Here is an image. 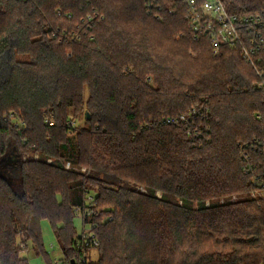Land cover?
<instances>
[{
    "label": "trees",
    "instance_id": "1",
    "mask_svg": "<svg viewBox=\"0 0 264 264\" xmlns=\"http://www.w3.org/2000/svg\"><path fill=\"white\" fill-rule=\"evenodd\" d=\"M174 1L158 21L144 0H0V160L10 146L42 158L0 167V264H29L20 234L45 254L44 220L75 259L87 193L113 218L90 264H264V206L229 201L252 191L238 144L264 140V95L238 49L214 55L191 40ZM223 1L233 14L264 11V0ZM77 27L80 43L53 37ZM203 100L210 131L196 145L166 120ZM251 155L264 182V152Z\"/></svg>",
    "mask_w": 264,
    "mask_h": 264
},
{
    "label": "built area",
    "instance_id": "2",
    "mask_svg": "<svg viewBox=\"0 0 264 264\" xmlns=\"http://www.w3.org/2000/svg\"><path fill=\"white\" fill-rule=\"evenodd\" d=\"M162 0H144L147 14L153 15L158 21L163 19ZM168 7L170 14H176L180 10L183 13L184 20L187 23L188 31L193 42L206 40L214 55H219L225 48L238 49L242 59L248 64L256 77L255 88L264 95V11L260 13L233 14L227 8L223 0H176ZM60 14V12H58ZM97 18L96 15L87 17L89 22H93ZM53 37L57 38L59 43L71 42L80 43L82 41L78 27L74 30L59 29L53 33ZM210 116V109L207 101L203 100L201 104L193 107L186 114L173 119H167L166 123L174 127H185L187 130V138L192 143L199 145L200 139L210 131L207 120ZM258 118H261L258 116ZM15 128L19 131L23 130L24 123L14 114L9 115ZM48 125L52 121L47 119ZM71 128H75V122L70 121L67 124ZM240 148V158L244 163V174L248 176L249 184H251L250 198L264 206V182L261 179L258 169L252 160V153L262 154L264 152V140L256 137L253 138L249 145L238 144ZM250 146L252 152L247 151ZM21 161H41L39 153H28L20 157ZM47 163H53L52 159H48ZM71 162L65 163L67 170L74 167ZM81 173L88 176L90 170L82 168ZM141 194H147V190L143 187L137 188ZM93 193H87L83 200V205L75 210L82 220V229L76 238L74 251L77 254L76 264H88L90 259L87 255L91 251H98L100 246L97 228L104 223L113 221L112 216L105 215L102 210L96 209V199ZM237 197H232L231 203L237 202ZM225 199L219 201L224 204ZM210 206V202L206 203ZM75 263V262H74ZM54 264H70L69 261L55 262Z\"/></svg>",
    "mask_w": 264,
    "mask_h": 264
},
{
    "label": "rangeland",
    "instance_id": "3",
    "mask_svg": "<svg viewBox=\"0 0 264 264\" xmlns=\"http://www.w3.org/2000/svg\"><path fill=\"white\" fill-rule=\"evenodd\" d=\"M190 55L195 57V54L190 52ZM21 57H17V60H20ZM7 59L3 60V66H2V70H0V78H3L6 74V69H7ZM84 113H82V116L78 119L75 120V124L82 126L83 122H84ZM28 153H34V152H26L23 154H20V152H18L15 148L13 147H9L8 149V154L6 155V157H4L2 160H0V167L1 168H6L9 167L11 165H17L20 164L21 159L20 157H22V155L28 154ZM29 160H27L28 162ZM26 162V161H25ZM33 162H37V161H33ZM143 187L144 190H146L144 185H137V188H141ZM147 195V194H145ZM251 194L247 193V194H235L231 197H237V201L239 203L242 201H246L249 199V196ZM226 198H230V197H226ZM226 198H222V199H226ZM221 200V199H220ZM229 200V199H228ZM211 201V203H217V199H209L208 202ZM259 204V203H257ZM98 211L102 210L101 208H96ZM74 226H75V231L76 234L79 236L81 233V229H82V220L80 218V216L78 214H75V219H74ZM41 232H42V238H43V242H44V246H45V254H36L34 251V248L32 246V244L30 242H26L25 237H23L22 234H20L18 236V245L20 247V256L21 258H25L28 260L29 264H54L55 262H63L65 259L63 253H62V249H60V246L54 236L53 233V228L51 223L48 220H44L41 223ZM88 259H90V263H97L98 261V251H91V253H89L87 255ZM77 258L72 259L69 258L66 261H71L72 264H76L77 263ZM70 263V262H69ZM88 263V264H90ZM71 264V263H70Z\"/></svg>",
    "mask_w": 264,
    "mask_h": 264
},
{
    "label": "water",
    "instance_id": "4",
    "mask_svg": "<svg viewBox=\"0 0 264 264\" xmlns=\"http://www.w3.org/2000/svg\"><path fill=\"white\" fill-rule=\"evenodd\" d=\"M2 160V159H1ZM74 264V263H73Z\"/></svg>",
    "mask_w": 264,
    "mask_h": 264
}]
</instances>
